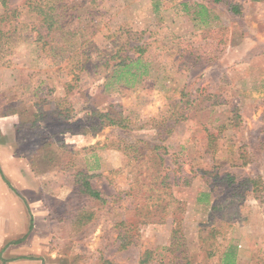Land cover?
Listing matches in <instances>:
<instances>
[{
	"label": "rangeland",
	"instance_id": "rangeland-1",
	"mask_svg": "<svg viewBox=\"0 0 264 264\" xmlns=\"http://www.w3.org/2000/svg\"><path fill=\"white\" fill-rule=\"evenodd\" d=\"M26 1H9L15 34L0 56V117L18 112L21 157L53 198L58 263L140 264L149 252V264H217L209 253L232 243L239 264H264V2L225 0L241 6L235 16L212 0H63L78 8L56 11L59 26L89 41L82 66L71 36L37 39L46 28ZM132 34L150 71L128 86L99 52ZM120 55L139 53L125 44ZM115 108L128 129L106 119ZM78 171L104 205L76 194ZM227 176L232 187L259 179L260 192L247 184L232 198ZM203 192L222 207L213 217L197 202Z\"/></svg>",
	"mask_w": 264,
	"mask_h": 264
},
{
	"label": "trees",
	"instance_id": "trees-1",
	"mask_svg": "<svg viewBox=\"0 0 264 264\" xmlns=\"http://www.w3.org/2000/svg\"><path fill=\"white\" fill-rule=\"evenodd\" d=\"M9 1L10 0H0L1 6L4 8V14L0 16V56L2 54H5L6 49L11 44V40L14 38L15 30H12L10 22L16 18L15 11L9 10ZM254 3H262L264 0H251ZM213 4H221L225 5L228 11H230L231 14L238 16L241 14V6L238 4L229 3L225 0H212ZM26 6L28 10L31 13H35L36 16L40 19L42 27L46 28V35H42L41 32L37 33V39H48L51 35V32L53 31H61L60 33L63 34L62 38H68L71 36L70 39V45L69 49H81L83 51L80 52V57L83 59H80L79 62L84 66V62L89 60V41H86L85 43H80L79 41H76V36H78L80 32H65L61 26H59L58 22V15L55 14L56 11H65L66 9L75 10L77 7L76 3H74L72 6H69V3H63V0H27ZM205 9V7H202ZM200 16H206L207 11H200ZM121 39H125V35H127L126 31L122 32ZM133 35V37H132ZM128 35V40L124 44H116L112 49H103L99 52V57H103L105 60L104 66L108 68H113V75L117 76L116 82L124 81L126 85L133 86L137 82L143 81L144 78L149 76V69L150 64L147 62L143 56L141 55L144 52V48L142 46L138 45H131L132 41H135L134 34ZM73 42V43H72ZM125 44L128 46L130 45V49L134 50L139 53L138 56L135 55H127L122 56L120 55ZM82 45L81 47H79ZM120 46V47H119ZM143 46H148L147 43ZM77 51V53H78ZM79 54V53H78ZM116 62L114 66H112L111 62ZM115 80V78H113ZM210 99L214 100L216 99V96H210ZM217 103V101H215ZM118 108H115V110ZM18 114L17 111H12L8 115H3V117H7L10 115H16ZM94 114V113H93ZM120 114V115H119ZM114 116V118L111 117ZM111 115H107L106 119L110 123V125L114 127H118L121 129H128L129 125H127V120L124 119L123 114L120 110H116V112L111 113ZM182 118V117H181ZM188 116L183 117L184 119H187ZM101 125L103 123H100ZM214 143H212L213 145ZM159 147H155L153 151H158ZM163 161L162 155L157 153L156 157L154 158V162ZM228 179L225 181L224 184H227V188L233 191V194L231 195L232 198H238L239 196V189L243 185L250 184L254 186V192L259 193L261 188V180L259 179H250L246 180L242 183H238L236 187H232L233 184H235V180L232 179L231 176H227ZM75 189L76 194L80 196L83 199H86L87 201H90L92 203H98V205H104L106 203V200L103 196V193L99 190H97L93 184L91 183L90 179L91 176L87 175L84 171H78L75 175ZM192 180V178L183 179L184 184L187 186L189 185V182ZM224 180V179H223ZM164 181L161 182L160 185H163ZM163 190V189H162ZM157 194H167V192H162L161 190L156 189L155 190ZM150 200H153L155 202H160L162 199L159 196L151 197ZM197 202L200 205H210V217L215 216V213H218L221 211V206H219L217 200L214 202H211V192H203L200 193ZM154 205V204H153ZM177 210L183 211V208L180 206L177 208ZM97 215V213H87L85 215V220L91 221L93 218ZM183 218V213L180 215ZM180 216L178 218H180ZM180 220V219H179ZM82 224V223H81ZM216 232H219V230L214 229L212 231L213 237H215ZM123 241L126 242V246L122 245V249H125L128 246L127 240L123 239ZM238 247L235 245H228L227 247L222 248V251L219 253V255H215L213 252L209 253L210 257H218V263L217 264H238ZM151 254L149 252H146L140 259V264H149L151 262ZM102 264H113L109 261H104Z\"/></svg>",
	"mask_w": 264,
	"mask_h": 264
},
{
	"label": "crops",
	"instance_id": "crops-1",
	"mask_svg": "<svg viewBox=\"0 0 264 264\" xmlns=\"http://www.w3.org/2000/svg\"><path fill=\"white\" fill-rule=\"evenodd\" d=\"M16 118L0 117V264H59L53 198L21 157Z\"/></svg>",
	"mask_w": 264,
	"mask_h": 264
}]
</instances>
